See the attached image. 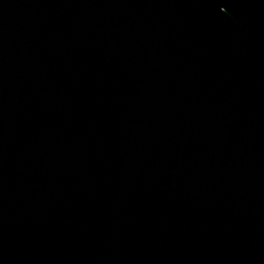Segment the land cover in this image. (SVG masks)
<instances>
[{
  "label": "water",
  "instance_id": "obj_1",
  "mask_svg": "<svg viewBox=\"0 0 264 264\" xmlns=\"http://www.w3.org/2000/svg\"><path fill=\"white\" fill-rule=\"evenodd\" d=\"M0 264H264V0H0Z\"/></svg>",
  "mask_w": 264,
  "mask_h": 264
}]
</instances>
